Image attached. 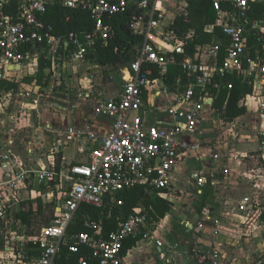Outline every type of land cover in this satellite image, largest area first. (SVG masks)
<instances>
[{"label": "built area", "instance_id": "built-area-1", "mask_svg": "<svg viewBox=\"0 0 264 264\" xmlns=\"http://www.w3.org/2000/svg\"><path fill=\"white\" fill-rule=\"evenodd\" d=\"M251 1L213 0L218 17L205 30L222 27L226 39L223 59L222 42L197 46L194 56L181 62L187 73L186 89L180 88L183 80L178 78L175 90L166 84L165 75L176 63L175 53L185 52V42L170 24L165 23V0H18L16 15L4 13L0 6V68L6 71H9L7 65L20 64L22 67L36 54L51 60L53 68L70 58L92 62L91 55L99 41L106 43L112 35L111 17L126 11L130 5H136L139 10L133 15L130 28L145 37L136 58L122 71L123 83L118 95L94 96V115L109 117L112 128L102 134L87 123L56 131L65 135L68 141L89 146L87 162L66 167H34L16 158L13 138L0 140V236L8 240L9 235L14 248L11 258L4 256L0 249V264H55L62 245L68 241L74 252L80 245L89 247L97 264H123L122 247L130 237L154 239L162 246L153 229L157 219L143 206L135 208L111 232H106L102 224L86 223L95 231L68 237V228L76 219L81 204L102 208L107 203H116L117 193L124 189L142 186L151 199L165 198L166 191L171 190L172 174L184 152L200 145L185 141V136L205 123L208 114L221 115L214 102L222 89H232L230 77L237 76L253 87V92L245 99L257 95L258 111L264 120V18L251 15ZM49 3L89 10L94 28L56 34L53 25L44 19ZM181 13L186 14L184 9ZM191 35L189 33L188 37ZM251 39L253 44H250ZM21 94L22 97L29 96V93ZM171 94L174 95L168 108L171 121L152 122L147 115L148 99ZM21 104L17 105V108L20 106L17 112L23 111ZM255 137L257 156L264 160V125ZM221 173L223 177L219 178L226 179L230 168H224ZM34 178L38 184L34 183ZM245 178L254 181L255 169L245 173ZM208 180L199 177L197 185L204 188ZM210 180L213 182L214 178ZM32 184L43 190L39 196L45 201L56 202L59 209L55 217L42 226L39 236L33 238L39 250L37 256L29 253L25 235L7 228L11 211L21 200L20 192ZM31 191V197H34V189ZM238 207L249 219L258 207L260 211L264 210L252 194L245 195ZM198 227L202 228L203 224L199 223Z\"/></svg>", "mask_w": 264, "mask_h": 264}, {"label": "crops", "instance_id": "crops-1", "mask_svg": "<svg viewBox=\"0 0 264 264\" xmlns=\"http://www.w3.org/2000/svg\"><path fill=\"white\" fill-rule=\"evenodd\" d=\"M7 1L0 0V6ZM165 2V23L172 27L175 18L183 14L182 9L188 12L189 3L179 5L177 4L179 0H165ZM252 2L258 3L264 0H253ZM259 18L263 19L264 15ZM250 44H253L252 39ZM43 60L46 58L36 54L20 69L6 71L0 68V77L31 70L35 72V87L42 89L47 84L48 76L53 73L52 71H56L53 66L44 69L45 76L42 79L44 86L41 87L38 83L39 65ZM92 63L100 68L122 64L101 66L95 58ZM122 65L123 67L119 68V74H117L120 77L118 82L112 75L106 80L105 78L100 81L95 80L92 84L86 82L84 86L89 89L73 97H67L56 113L44 108L37 115L23 119L21 116L25 108L29 106L28 99H31L32 95L29 93L30 90L20 87L17 97L11 103V108L9 110L0 109V140L6 141L7 138H13L16 158L21 163L34 167L43 165L66 167L69 164L87 162L89 146L68 141L65 135L58 134L56 131L64 130L71 125L83 126L91 123L95 131L102 134L107 133L112 128V120L106 116L94 115V96L118 95L123 83L122 71L127 66ZM91 77L94 78V75ZM22 92L29 93V96L22 97ZM245 97L240 102V105L246 106L245 114L233 121L222 118L225 109L219 110L222 112L220 116L208 114L205 123L198 126L192 134L185 136V141L200 145L197 149L184 152L181 163L172 174L171 190L168 192L165 190L167 194L165 199L170 200L173 207L165 217L157 219L156 224L153 225L155 236L163 244L158 245L154 239H139L123 255V264H264V210L260 211L258 207L256 214L249 219L246 213L240 211L238 207L242 198L249 194L254 197L256 195L264 207V160L257 156L259 151L255 137L258 129L264 125V120L258 111L257 95L246 99ZM173 99V94L157 98L151 96L148 99L146 107L149 113L147 115L152 122L171 121L168 108ZM67 102H69L68 105H66ZM18 104H21L23 111L17 112L20 109V106L17 108ZM240 121H245L246 126H251L256 135H236L233 138L231 137L233 135H226L229 133L228 127ZM219 123L225 130L223 135L215 134L219 129ZM24 127L31 130L27 131ZM237 136L240 138H236ZM58 156H61L60 161H53ZM226 167L230 168V173L226 179H220V176L223 177L221 172ZM253 169L256 171V178L250 181L245 178V173ZM199 177L209 178L204 188L197 185ZM210 178H214V181L212 182ZM38 182L34 178V183L38 184ZM35 184L29 185L20 192L21 200L11 211L7 227L8 231L18 232L28 238L27 247L32 256L34 252L30 251V247L32 242H35L33 239L35 237L27 230L22 232L14 229L15 216L13 215L16 214L18 218V212L25 209L23 201L31 203L41 201L43 209L48 207L59 210L56 202H51V199L45 201L39 196L43 190L37 189ZM32 189L35 191L34 197H31ZM50 221L51 219L48 223ZM19 223L25 226L28 224L21 218H18ZM199 223L203 224L202 228L198 227ZM7 237L8 240L0 236V249L5 254L4 256L11 258L14 249L12 248L13 241L9 235Z\"/></svg>", "mask_w": 264, "mask_h": 264}, {"label": "trees", "instance_id": "trees-1", "mask_svg": "<svg viewBox=\"0 0 264 264\" xmlns=\"http://www.w3.org/2000/svg\"><path fill=\"white\" fill-rule=\"evenodd\" d=\"M2 10L4 13L16 15L18 12V0H8L3 3ZM138 12L139 10L136 5H130L126 11L111 17L112 35L106 43L99 41L95 52L91 55V58H95L98 65H115L118 63L129 65L136 58L145 37L135 33L130 28L129 23L133 15ZM250 13L256 18L263 16L264 2H252ZM217 17L218 13L213 5V0H189L188 12L175 18L172 28L184 40L185 52L181 54L175 53L176 63L169 67L168 73L165 75V82L171 90L177 88L178 78L183 80L180 88L186 89L188 83L187 73L184 71L181 62L187 57H193L197 51V46L209 45L218 41L222 42L221 54L223 59L226 39L222 27L215 26L213 31L205 30L207 25L216 22ZM44 19L53 25L54 32L58 35H66L70 32L90 31L94 28V21L89 10L82 7H67L61 3H49ZM189 33H192L191 37H188ZM52 65L53 62L49 59L41 61L38 81L41 87L44 86L42 82L45 76L44 69ZM157 74V69H155V75ZM229 80L233 82L232 89H222L218 97L215 98L214 106L217 110L225 109L222 114L223 119L233 121L235 118L246 113V106L240 105V102L247 94L253 92V87L243 82L237 76L230 77ZM19 89L18 82L0 77V95L4 92L19 91ZM60 158L61 156H58L53 161L59 162ZM116 198L117 201H122V203L118 204L117 201L116 203H107L102 208H97L86 203L81 204L76 219L68 228V237L83 231L90 233L95 231L94 228L88 226L86 223L102 224L106 232H111L139 206H143L155 219L165 217L173 207V203L163 197L151 199L145 193L142 186L124 189L117 193ZM23 204L25 205V209L19 211L17 215L28 224L31 222L33 215L40 214L43 211L41 201L33 203L23 201ZM138 240L139 238H127L122 247V255ZM30 251L34 252V256L39 255L36 242H32ZM81 258H84V260L81 261ZM55 264H97V260L93 257L91 249L85 245L78 246L75 252L71 251V243L68 241L62 245Z\"/></svg>", "mask_w": 264, "mask_h": 264}, {"label": "rangeland", "instance_id": "rangeland-1", "mask_svg": "<svg viewBox=\"0 0 264 264\" xmlns=\"http://www.w3.org/2000/svg\"><path fill=\"white\" fill-rule=\"evenodd\" d=\"M188 3L189 0H179L177 4L187 5ZM76 60L77 59L71 58L67 61V64H62L60 67L56 68L55 72L52 71L53 73L47 78L46 86L42 89L35 87V72L31 70H23L20 73L4 75V78L7 80L18 82L21 88L30 90L29 93L32 96L31 99H28L29 106L25 108V111L21 116L23 119H28L33 117V115H37L44 108H48L51 110V112L56 113L57 110H60L62 105L61 103H64V100H66L67 97H73L89 89L85 88L86 86H84V83L86 82L92 84L95 82V80L100 81L102 78H105L106 80L111 75L115 76L114 80L116 82L119 81L120 77L117 74H119V68L123 67L122 64L100 68L97 65H93L92 62H81ZM92 75H94V78L91 77ZM16 97L17 91L3 93L0 97V106L2 107L0 109L9 110L11 108L12 101H14ZM68 103L69 102H67L66 105H68ZM241 122L242 121H240V123H234L230 125L228 127L229 133L226 135H233L231 136L232 138L236 135H256L251 126H246L245 121L242 123ZM218 125L219 129L215 132V134L223 135L225 130L221 123ZM24 129L27 131L31 130L27 129V127H24ZM238 136L236 138H240ZM223 137L225 138V136ZM56 211L57 210L55 209H49L48 207H45L42 213L33 215L31 217V222L26 226L24 224H18V218L20 217L16 218V214H14L13 217L15 216V222L13 221V228L22 232L27 230V232L33 237H38L42 226L48 223L50 218L55 217Z\"/></svg>", "mask_w": 264, "mask_h": 264}, {"label": "water", "instance_id": "water-1", "mask_svg": "<svg viewBox=\"0 0 264 264\" xmlns=\"http://www.w3.org/2000/svg\"><path fill=\"white\" fill-rule=\"evenodd\" d=\"M20 68H21L20 64H9V65H7L8 70H14V69H20ZM0 76H1V73H0Z\"/></svg>", "mask_w": 264, "mask_h": 264}]
</instances>
